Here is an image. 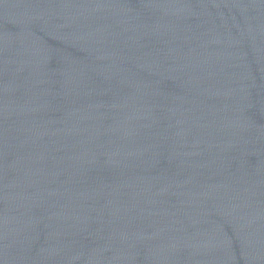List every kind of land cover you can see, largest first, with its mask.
Here are the masks:
<instances>
[{
    "label": "water",
    "instance_id": "1",
    "mask_svg": "<svg viewBox=\"0 0 264 264\" xmlns=\"http://www.w3.org/2000/svg\"><path fill=\"white\" fill-rule=\"evenodd\" d=\"M0 264H264V0H0Z\"/></svg>",
    "mask_w": 264,
    "mask_h": 264
}]
</instances>
